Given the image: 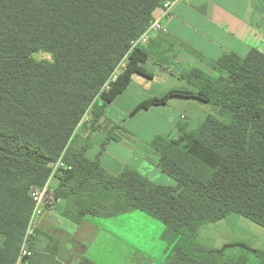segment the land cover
Segmentation results:
<instances>
[{"label":"trees","instance_id":"16d2710c","mask_svg":"<svg viewBox=\"0 0 264 264\" xmlns=\"http://www.w3.org/2000/svg\"><path fill=\"white\" fill-rule=\"evenodd\" d=\"M165 1L175 0H0V264H16L31 191L43 187L59 160L66 169L54 174V195L76 225L85 217L141 212L163 225L165 264H264V249H208L196 240L200 227L231 214L264 228V54L224 55L212 63L213 75L185 74L195 90H171L150 101L181 98L217 109L195 136L151 143L156 166L175 185L129 169L110 174L86 157L89 138L73 144L89 109L93 132L132 76L153 77L144 66L148 50H130V43ZM40 52L51 62H35ZM46 238L42 250L33 239L29 264H62L54 239ZM236 247L247 253L230 254ZM78 264L96 263L82 258Z\"/></svg>","mask_w":264,"mask_h":264},{"label":"crops","instance_id":"0c3cea01","mask_svg":"<svg viewBox=\"0 0 264 264\" xmlns=\"http://www.w3.org/2000/svg\"><path fill=\"white\" fill-rule=\"evenodd\" d=\"M153 16L160 20L161 29L152 33L149 44L144 46L149 52L144 66L153 77L132 76L125 90L104 108L95 130L90 132L89 128L76 146L84 145L89 138L86 157L97 160L110 174L117 175L129 169L154 183L170 185V177L156 166L157 154L151 143L156 137L173 136V133L195 136L207 115L192 129V119L196 120L195 115L204 104L181 98H172L165 104L150 101L171 90H195L193 82L184 78L185 74L196 69L213 75L212 63L224 55L245 57L251 50L264 54V0H175L167 17L162 16L161 9ZM139 105L141 108L137 109ZM116 106L119 107L116 116H109V111ZM186 111H189L190 122L185 121L187 116L183 112ZM141 114L156 115L166 127L159 131L154 124H142L147 131L145 136L136 133L135 126L122 127L128 119L135 120ZM158 180L160 183L156 182ZM64 206L65 202L60 200L58 209L47 210L40 218L37 225L40 236L35 235L37 249H44L48 243L40 239L41 235L53 230L58 234L54 241L56 260L60 263L78 264L86 258L96 264H113L119 243L114 234L101 221L91 219L95 217H85L76 225L62 215ZM234 215L212 224L216 244L221 246L209 249L245 245L230 238L243 218ZM198 239L199 230L197 242ZM110 252L112 261L108 257Z\"/></svg>","mask_w":264,"mask_h":264},{"label":"rangeland","instance_id":"374dc122","mask_svg":"<svg viewBox=\"0 0 264 264\" xmlns=\"http://www.w3.org/2000/svg\"><path fill=\"white\" fill-rule=\"evenodd\" d=\"M32 59L35 62H51L50 54L46 52H40L36 55H33ZM91 110L92 109H89L87 111L81 123L76 129L75 140L73 142L74 146H76L81 141L80 139L84 137V135L89 130L90 122L92 121ZM118 110V106H116V108L113 107V109L109 111L108 115L116 116ZM188 112L189 111L183 113L187 116L185 121L187 120L188 122H190L191 120L189 119ZM193 112L194 111H192V113ZM216 112L217 109L214 106L204 104L196 113V120L195 118L192 119L191 128L194 129L195 127H197L198 123H200L204 116L215 115ZM183 121L184 120H180V122ZM142 124H146L147 126L150 124H154L159 131H162V129L166 127L164 124L161 125L156 115L144 116L143 114L138 115L135 120L128 119V121L124 123L122 127L126 129L130 125L135 126L134 131L141 136H145L147 134V131L143 130L146 128L142 126ZM173 134V136H175V133ZM156 182L160 183V180ZM170 185H175V182L171 178ZM232 216L236 215L232 214ZM91 219L104 223L103 225H106L105 228L113 233L115 239L117 240V242H119L118 245L115 244L117 246V250L115 251L113 264H165L168 250L166 242L162 241L160 238L163 232V225L160 222L151 219L141 212H133L104 220L99 218ZM240 219L242 221L239 225L240 227L236 228L231 237H229L235 241H242L249 248L264 249V228L257 226L247 219ZM231 222L233 223L234 221ZM213 229H215V226H213L212 224L200 227L198 239L199 245L208 249L212 248L213 246H221L219 244H216V233H214ZM57 235L58 234L55 231L49 230L48 233H43L40 239L42 241H47V236L56 240ZM229 253L240 255L243 253H247V251L240 247H236L231 248L229 250ZM111 255V252L108 253L110 261H112Z\"/></svg>","mask_w":264,"mask_h":264},{"label":"built area","instance_id":"2783aa9c","mask_svg":"<svg viewBox=\"0 0 264 264\" xmlns=\"http://www.w3.org/2000/svg\"><path fill=\"white\" fill-rule=\"evenodd\" d=\"M172 2L165 1L160 9L162 10V16L165 18L168 16ZM161 29L159 19H154L149 27L136 39L131 41L130 50L134 48L144 47L150 42V35L156 33ZM125 67L124 61L119 65L116 72L112 77V81L116 79L122 69ZM104 89H109V84L104 86ZM66 169V166L60 160L52 165V172L43 187L35 188L31 191V200L33 203L32 211L28 219L27 227L22 238L16 264H29L28 260L33 255L32 243L36 235L37 225L43 214L50 209L58 207L60 198H56L53 191V177L57 170Z\"/></svg>","mask_w":264,"mask_h":264}]
</instances>
